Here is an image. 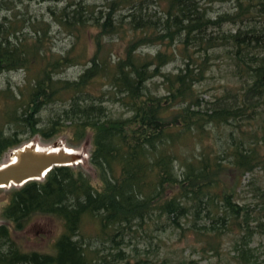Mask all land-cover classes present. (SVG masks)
I'll use <instances>...</instances> for the list:
<instances>
[{
	"label": "trees",
	"instance_id": "1",
	"mask_svg": "<svg viewBox=\"0 0 264 264\" xmlns=\"http://www.w3.org/2000/svg\"><path fill=\"white\" fill-rule=\"evenodd\" d=\"M30 1L0 0V73H24L0 87V163L34 134L70 132L73 145L90 132L101 186L63 164L0 188V264H168L172 233L192 234L202 254L229 236L234 263L264 264V245H250L264 198L237 192L264 168V0H38L49 21L21 9ZM214 2L232 8L212 16ZM51 22L71 39L63 51ZM222 59L230 83L206 98ZM38 218L60 224L47 249L20 241Z\"/></svg>",
	"mask_w": 264,
	"mask_h": 264
},
{
	"label": "rangeland",
	"instance_id": "2",
	"mask_svg": "<svg viewBox=\"0 0 264 264\" xmlns=\"http://www.w3.org/2000/svg\"><path fill=\"white\" fill-rule=\"evenodd\" d=\"M48 4L49 3L46 1L31 0L27 3L26 6L22 7L21 9L23 11H27L32 16H37L39 18L42 17L44 20L49 21L50 17L48 15ZM231 6L232 2H214L211 5V15L215 16L217 12L231 10ZM51 23L52 24L49 31V39L51 40L49 42L52 45L53 50L63 51L66 46L69 45L71 39L57 24L53 22ZM223 28H234V26L231 23H225ZM112 42L116 45L115 49L119 48L122 45V41L118 39H114ZM142 50L154 52L155 47L147 46L143 47ZM179 64H181L180 60H175L170 62L164 68L166 70H175ZM81 68V65L71 66L66 69L62 73V75L74 76ZM228 71L229 68L226 64V59H222L219 62V66L217 64L213 65V68L208 73V86L205 87L207 91L205 93L206 98H213L214 94L219 92L222 83H230L228 78ZM23 77L24 73L21 70L3 73L1 72L0 87L6 85L7 81L11 82L12 84H20L22 83ZM70 136V132H62L55 137L44 139L39 134H34L30 140L38 142L40 146H49L52 145L54 141H61L63 145L83 154V157L80 161L72 163L70 165L74 167L78 166L83 169L89 176L93 185L97 187L101 186L97 169L88 160L89 151L91 149V133L88 132L83 139H81L77 144L73 145H71V142L69 141ZM24 143H22L21 145H23ZM11 150L3 154L1 163L10 160L9 152ZM251 179L252 181H249ZM12 186L16 185L1 186L0 188L3 189L2 191H5ZM237 192L241 196L240 201L249 202L251 203V205L253 203H256L257 201H261V199L264 198V168H257L252 173H245L242 177L239 187L237 188ZM2 196L3 194L1 193L0 197ZM59 229L60 224L58 222L48 218H38L32 220L26 226V228L18 233H20V241L25 247L47 249L50 246L52 236L57 233ZM231 241L232 239L227 236L226 240H224L225 243L223 245L222 251L219 254H202L197 249L199 248V245L194 240L192 234L187 233V236H183L180 233H172L164 238L165 246L161 251V257L158 263H160L161 258L164 257L167 260L168 264H236L234 263V259L230 257L231 255H233L232 251H230V245L232 244ZM262 244L264 245V235L262 233L260 234L256 232L251 237L250 245L254 247V251L256 253H259L262 250ZM153 253L154 252L152 251L148 254H150V256L152 255L153 258L156 259V256H154Z\"/></svg>",
	"mask_w": 264,
	"mask_h": 264
},
{
	"label": "water",
	"instance_id": "3",
	"mask_svg": "<svg viewBox=\"0 0 264 264\" xmlns=\"http://www.w3.org/2000/svg\"><path fill=\"white\" fill-rule=\"evenodd\" d=\"M262 76L264 78V70ZM9 156L10 160L0 163V187L42 179L53 166L76 163L83 154L63 145L61 141L40 146L38 142L30 140L12 149Z\"/></svg>",
	"mask_w": 264,
	"mask_h": 264
},
{
	"label": "bare ground",
	"instance_id": "4",
	"mask_svg": "<svg viewBox=\"0 0 264 264\" xmlns=\"http://www.w3.org/2000/svg\"><path fill=\"white\" fill-rule=\"evenodd\" d=\"M40 148V147H39Z\"/></svg>",
	"mask_w": 264,
	"mask_h": 264
}]
</instances>
